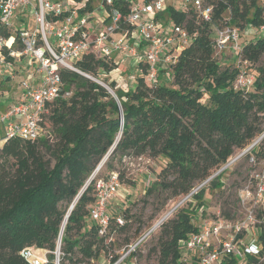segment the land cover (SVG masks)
Returning <instances> with one entry per match:
<instances>
[{"label": "trees", "instance_id": "16d2710c", "mask_svg": "<svg viewBox=\"0 0 264 264\" xmlns=\"http://www.w3.org/2000/svg\"><path fill=\"white\" fill-rule=\"evenodd\" d=\"M92 2H86L80 9L82 13L94 9ZM208 2L214 7L211 20L173 5L163 13L194 35L191 44L169 68L171 79L161 69L159 79L149 84L144 76L148 65L140 62L138 68L143 72L137 75L133 86L126 90L117 87L115 81L109 83L114 95L82 73L60 68L63 92L48 105L47 113L57 141L52 144L49 140L53 133L46 127L45 114V136L35 140L15 137L0 144V264H30L21 254L29 246L47 251L48 261L42 264H56L61 229L78 195L64 227L60 264L67 260L79 264L108 253V230L113 223L120 229L125 227L111 214L107 232L100 235L99 225L89 217L96 177L88 181L116 141L102 167L112 170L117 156L163 157L166 164L146 189L145 199L164 191H170L172 198L186 197L228 163L237 149L246 148L264 133V65L258 67L254 90L235 89L233 82L239 69L230 65L221 68L214 56L212 35L213 26L225 24L241 29L248 25L259 28L264 23V0ZM116 6L124 14L128 12V0H116ZM226 11H230V20L225 18ZM241 44L242 60L254 64L264 55V34ZM76 66L96 77L100 70L109 72L115 67L108 57H99L92 51L79 59ZM65 92L71 94L64 96ZM41 146L51 152L53 164L45 159ZM250 154L258 159L264 157V137L247 155ZM10 158L15 159L16 168L3 173ZM223 172L210 181L213 187H220L218 179ZM205 188L202 186L160 225L158 240L150 249L157 254L158 264H180L179 241L196 230L193 219L203 210ZM129 212L128 207L125 214H120L129 218ZM260 212L259 216L264 217V208ZM223 214L236 217L231 211ZM153 226L149 225L147 231ZM260 227L264 256V222ZM139 250L133 256L137 257ZM120 254L109 252L107 258L114 263ZM224 264L238 262L230 258ZM248 264H264V259L250 257Z\"/></svg>", "mask_w": 264, "mask_h": 264}, {"label": "built area", "instance_id": "2783aa9c", "mask_svg": "<svg viewBox=\"0 0 264 264\" xmlns=\"http://www.w3.org/2000/svg\"><path fill=\"white\" fill-rule=\"evenodd\" d=\"M87 1L0 0V78L5 77L8 69L12 71L17 43L22 46L23 53H31L32 58L42 66L40 80L35 83L29 76L22 82L20 99L5 112L0 111V144L10 138L35 140L47 134L43 120L48 112V105L63 92L60 72L62 66L79 70L77 61L90 51L95 53L94 48L98 45L105 57L111 58L115 52H121L139 63H146L148 66L144 76L149 84H153L159 79L160 70L175 64L180 53L194 39V35L183 25L170 20L166 22L162 18L169 5L185 12L193 10L205 20H211L214 9L208 0H128V12L124 14L116 6V0H100L109 22L99 35L93 37L90 25L95 9L85 13L80 10ZM27 9L36 16L35 20L40 28L32 30L20 26L17 29L13 26L18 12ZM60 15L62 18L57 17ZM123 23L128 25L127 28L122 27ZM13 27L16 35L11 32ZM259 30L264 34V23L259 26ZM50 38H55L56 42H52ZM213 38L216 50L231 48L239 54L236 65L239 72L234 88L248 89L254 84L255 77L242 70L241 62L248 61L242 60L240 55V28L231 24L218 26L216 37ZM41 40L46 47L41 46ZM70 94L71 92H65L64 96ZM251 160L253 164L259 163L260 168L253 170L246 187L240 189L239 203L244 209V215L228 217L220 211L207 215L198 214L196 230L179 241L182 249L180 264H224L230 258H236L238 264H248L250 257L264 259L261 256L262 240L259 234L264 217H260L258 213L264 208V157L257 162L253 155ZM216 174L195 187L186 198L190 199ZM97 175L98 171H95L91 176L96 177V181L95 200L90 205L89 217L99 225L100 235H104L111 223V201L120 192L121 180L117 172H111L107 177ZM203 210L205 213V209ZM113 217L118 224H124L122 214ZM152 231L149 229L127 244L118 260L112 264H122L129 257L133 258L132 264H138L133 255ZM21 254L30 264L48 261L47 251L35 246L24 248Z\"/></svg>", "mask_w": 264, "mask_h": 264}, {"label": "rangeland", "instance_id": "374dc122", "mask_svg": "<svg viewBox=\"0 0 264 264\" xmlns=\"http://www.w3.org/2000/svg\"><path fill=\"white\" fill-rule=\"evenodd\" d=\"M133 2H142L144 0H131ZM93 7L95 12L93 14L92 23L90 25L92 29L93 37H96L104 29L107 24V14L104 12V4L100 0H93ZM162 18L166 22H169V18L162 15ZM225 18L230 20V11L225 12ZM36 16L33 13H29V10H21L17 14V18L14 19V27L20 28L25 26L27 29L35 30L40 28L36 23ZM232 25V24H231ZM235 26V25H234ZM12 28V33H17L15 28ZM216 28L213 26V37H216ZM241 41L245 42L251 40L254 36L262 34L259 28L248 25L241 29ZM16 35V34H15ZM117 36V35H116ZM52 42H56L55 38H50ZM15 44L16 57L13 58L14 66L7 70L5 77L0 78V111L5 112L8 107L17 102L22 96V82L29 76L32 80L37 83L41 77V64L32 58L31 53H23L21 45ZM41 46L46 47L45 43L41 40ZM95 54L99 57H104L100 46H96ZM47 49V48H46ZM21 53V55H20ZM214 56L219 61L221 68L237 65V60L240 57L239 54L233 52L231 48L218 51L215 49ZM110 63L114 64L115 67L109 71H99V77L93 74H89L94 78H97L104 83L108 84L115 81L117 87L128 89L133 86L137 81V75L141 72L142 68H138L139 62L133 59L130 55L121 52H115L111 58L108 57ZM264 65V55L256 63L241 62L242 70L255 79L258 75V67ZM64 67V66H62ZM61 67V68H62ZM170 69H164V74L171 79ZM236 80V78H235ZM234 80V82H235ZM233 82V85H234ZM254 84L248 87V90H254ZM48 113V112H47ZM45 116L46 127L52 131V136L49 138L50 142L54 144L57 141V136L54 133V128L49 116ZM259 138V137H258ZM256 138L255 141L258 139ZM254 141V142H255ZM261 141V140H260ZM259 141V142H260ZM257 142V144L259 143ZM253 143V142H252ZM251 143V144H252ZM250 144V145H251ZM249 145V146H250ZM247 146V147H249ZM246 147V148H247ZM42 153L45 159L50 160L51 164L55 162V158L46 148L41 146ZM245 149V148H244ZM244 149H237L235 154L230 158L229 162L236 158ZM242 155L235 161L229 164L223 165L221 171L224 172L220 175L218 183L220 187H213L211 180L204 185L206 186L204 194V210H199V215H207L208 213L231 211L236 217L244 215V209L239 203V194L242 187H246L251 174L254 169L260 168L259 163L253 164L251 157L254 154ZM256 156V155H254ZM261 160V158H259ZM257 157V162L260 161ZM114 168L112 170L101 167L98 170V177H107L111 172H117L121 180V188L119 194L111 201L110 213L112 215H118L120 213L125 214V209L130 208L129 218H125L124 229H120L119 226L112 224L109 238L107 243L110 246L108 253L120 254L125 248L127 243L137 238V235L145 234L149 225H156L162 219L165 221L174 215L175 208L185 205L189 198L186 197H171L170 191H164L161 193H155L145 199L146 189L152 185V183L158 178V173L161 168L166 164V160L163 157H150L148 155L134 156L126 155L123 158L117 156L114 160ZM15 159L10 158L6 162L5 168L2 170L3 173L13 171L16 168ZM227 165V166H226ZM220 168V169H221ZM215 171L214 174L218 175L221 171ZM213 174V175H214ZM121 175L123 178H121ZM215 175V176H216ZM203 185V186H204ZM191 199V198H190ZM179 204L177 207L176 205ZM202 212V213H201ZM204 213V214H203ZM260 214V210L258 211ZM123 214V215H124ZM197 214V217H198ZM169 215V216H168ZM196 217V218H197ZM196 218L193 219L194 223L197 224ZM163 221V222H164ZM155 223V224H154ZM161 225V224H160ZM160 225L151 232L148 238L145 240L143 245L140 247L139 255L136 259L138 264H158L157 254L151 253L150 249L156 244L160 235ZM256 233V229L254 230ZM61 253V252H60ZM108 253H103L99 259L87 260L79 264H112L107 258ZM121 255V254H120ZM133 258L129 257L122 264H132ZM57 264V262H56ZM60 264V261H59ZM65 264H72L70 261H66Z\"/></svg>", "mask_w": 264, "mask_h": 264}, {"label": "water", "instance_id": "95a60500", "mask_svg": "<svg viewBox=\"0 0 264 264\" xmlns=\"http://www.w3.org/2000/svg\"><path fill=\"white\" fill-rule=\"evenodd\" d=\"M76 71L82 73V74L85 75L86 77L91 78V79H93L94 81L98 82L99 84L103 85V86L106 87V88H107L112 94L115 95V91L110 87V85H108V84L104 83L103 81H101V80H99V79H97V78H94L93 76H91V75H89V74H87V73H84V72H82V71H80V70H76ZM121 114H122V123H123V121H124L123 110H122ZM120 136H121V133L119 134L118 139L120 138ZM263 137H264V133H263V134H262V135H261V136H260L255 142H253L249 147L245 148V149H244L239 155H237L235 159H238V158L241 157L242 155H244V154H246L247 152H249V151H250V150H251V149L257 144V142H259ZM118 139H117V140H118ZM116 144H117V141H116V143L112 146V148L110 149V151L106 154V156L103 158V160L101 161V163L98 165L96 171L100 170V168L104 165L105 161L107 160V158L109 157V155L111 154V152H112V151L114 150V148L116 147ZM235 159H234V160H235ZM227 164H229V163H227ZM226 166H227V165H226ZM222 169H223V168H221L220 171H221ZM92 179H93V177H91L90 180H89L88 182H90ZM79 197H80V195H78V196L76 197V199H75L74 202L72 203L71 207L69 208V211H68V213H67V215H66V217H65V220H64V223H63V226H62V229H61V233H60V237H59L58 250H57V252H56V254H57V264H59V261H60V259H59V256H60V247H61V240H62V236H63L64 227H65V225H66V223H67V221H68V218H69V216H70V214H71V211L73 210V208H74V206H75L77 200L79 199ZM178 205H179V204H177L176 207H177ZM175 209H176V208H175ZM163 221H164V220H161V221L159 222L158 226H159L160 224H162ZM155 226H156V225H154L153 227H151L150 231H151V230H154Z\"/></svg>", "mask_w": 264, "mask_h": 264}, {"label": "bare ground", "instance_id": "6f19581e", "mask_svg": "<svg viewBox=\"0 0 264 264\" xmlns=\"http://www.w3.org/2000/svg\"><path fill=\"white\" fill-rule=\"evenodd\" d=\"M235 160H236V159H235ZM235 160L233 159L231 162H233V161H235ZM168 216H169V215H168ZM162 220H163V219H162ZM158 224H159V223H158ZM158 224H156L155 228L157 227ZM155 228H154V229H155Z\"/></svg>", "mask_w": 264, "mask_h": 264}]
</instances>
